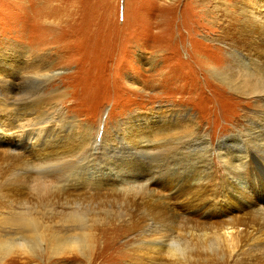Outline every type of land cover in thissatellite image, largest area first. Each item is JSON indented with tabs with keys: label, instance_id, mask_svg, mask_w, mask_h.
Wrapping results in <instances>:
<instances>
[{
	"label": "rangeland",
	"instance_id": "1",
	"mask_svg": "<svg viewBox=\"0 0 264 264\" xmlns=\"http://www.w3.org/2000/svg\"><path fill=\"white\" fill-rule=\"evenodd\" d=\"M261 2L0 0V102L16 139L0 146V235L26 239L29 224L10 223L25 215L43 235L0 253V264H264L260 233L225 235L219 222L229 178L250 189L264 175L232 178L218 153L223 139L237 148L236 130L262 104L226 83L238 65L230 47L264 33ZM39 103L42 121L24 113ZM159 106L183 110L171 130L148 132L139 116ZM117 164L156 185L137 201L119 186L101 191L95 176Z\"/></svg>",
	"mask_w": 264,
	"mask_h": 264
},
{
	"label": "bare ground",
	"instance_id": "2",
	"mask_svg": "<svg viewBox=\"0 0 264 264\" xmlns=\"http://www.w3.org/2000/svg\"><path fill=\"white\" fill-rule=\"evenodd\" d=\"M261 3H263V5L261 6V10L259 9V14L256 16V19L257 26L261 27L264 32V1L262 0ZM251 37H256L257 40L249 39L246 43L248 45L247 48H241L239 46L230 47L234 50L233 53L235 54V61L238 63V65H236L235 78L232 80H226V83L234 91L241 92L247 96L255 97L254 102L256 103V106H259L257 104L258 101H260L262 104L258 107V109L254 110L253 115L256 116L255 118H250V121L252 122L249 121V126L243 129L238 128L236 130L237 133H239L238 138L235 139L239 141L236 149L231 150L232 146L230 143L233 142V140L223 139V141H220L218 143V153H221L219 155L221 156V159L223 160L224 164L227 163L226 169L228 170L232 178L236 177L237 179H244L245 177H248V179H253L255 175H259L261 177L264 175V33ZM239 51H243L244 53H240ZM0 62L5 61H2V59L0 58ZM7 64L8 62L6 61L2 64V66ZM212 73L218 74L220 77V74L217 70ZM230 73L232 72L230 71ZM6 76L8 77V75ZM3 82L5 83L3 87L9 84L8 80H4ZM6 90L8 91V87L4 88V93ZM232 99L235 100L233 102V104H235L237 99ZM40 104L42 105L45 103H39L33 106H29L24 111V113H37L39 120L42 121L43 117L46 115L47 112L41 111L42 108ZM46 104L49 107L55 109V104L47 102ZM182 110V107L179 109L175 106H167L163 109L161 106H159L156 114L150 113L140 115L139 117L146 131L151 133H161L163 132V130H171L172 127H174L173 121H176L178 119L175 118V116H179ZM8 111L9 103H6L4 101L0 102V139L1 136H3L0 146L4 150H7L9 149V147H11L12 141H16V139L14 138V133L12 132L14 126L12 127V124L8 123V120H10V118H7L9 116ZM16 113L18 112L15 111L12 115H15ZM253 115H250V117H252ZM4 121L6 124L4 123ZM13 121L15 125V120ZM159 123H161V126L158 127L157 125ZM49 127H51L50 122ZM203 139L205 145L207 146V148H209V141H205V137H203ZM85 141H87V136L80 135V139L75 142L82 143L84 146H86L87 143H83ZM254 148L259 149V154L256 152V150H254ZM208 155L209 154H207V156H204L202 163L208 160ZM6 156V153L0 155L1 158H6ZM113 170L114 171L112 172L102 173L101 175L95 176V178H97L95 184L100 186L101 191L107 192L112 187L119 186L120 188H123L126 192H133L134 201H137V199L139 198V190L142 189L143 186L144 188H150L156 185L151 180H146L143 183H139V176L136 179L125 178V175L130 171V169L127 167H123L120 164L115 165ZM78 175L80 180H82L83 182H88L87 178L85 177L84 170L80 171ZM228 183L232 189L230 190V188H225L224 200H229V207L227 209L224 208L226 212V218L219 221L221 224L220 229L225 235H231V233H233L234 231L242 230L238 233V235H236V237L239 238H242L243 235H247V237L251 238L253 235L260 233V236L258 237H262V241L259 242L258 245L263 246L264 196H260L257 192L259 189L263 191L264 185H260V187L256 186L255 188H253L252 186L250 189L245 185L246 188L243 189L235 186L236 183L233 184L230 181V178ZM230 191H234L235 195L230 194ZM238 198L244 199L245 203L239 202ZM31 217L25 215L10 220V223L14 225L29 224L26 227L30 228L29 231L31 234L27 235L25 237L26 239H24V237H21L20 239H22L23 242L18 241V245L14 241L6 237L8 234L0 235V253H7L8 251L14 249L16 246L28 249V239L30 240V238L28 237L34 235H36L37 240L43 239V235L39 234L41 232L38 233L37 230L38 221L32 219ZM216 217L219 218L220 216L216 215ZM242 222H244V226L241 224ZM89 238L90 233L84 232L82 234L81 241L83 243H87ZM224 240L228 241L227 238H225ZM64 243L65 240L58 241L59 247L63 246ZM148 248H150L155 253H160L161 251L160 249L153 248L150 245L148 246ZM178 251H180V255L184 254V249H182V247H180Z\"/></svg>",
	"mask_w": 264,
	"mask_h": 264
}]
</instances>
